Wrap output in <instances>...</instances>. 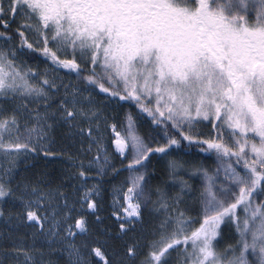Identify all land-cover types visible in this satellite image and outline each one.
<instances>
[{
    "label": "snow or ice",
    "instance_id": "obj_1",
    "mask_svg": "<svg viewBox=\"0 0 264 264\" xmlns=\"http://www.w3.org/2000/svg\"><path fill=\"white\" fill-rule=\"evenodd\" d=\"M0 264H264V0H0Z\"/></svg>",
    "mask_w": 264,
    "mask_h": 264
},
{
    "label": "trees",
    "instance_id": "obj_2",
    "mask_svg": "<svg viewBox=\"0 0 264 264\" xmlns=\"http://www.w3.org/2000/svg\"><path fill=\"white\" fill-rule=\"evenodd\" d=\"M37 55H39V54H37ZM40 59H43V58L40 57ZM61 147H63V145L57 144L56 150H59ZM36 164H37V171L47 169L49 172H52L55 176H59L60 173L62 172L63 168L68 166V162L63 157H60L59 159H57L55 161H49L47 163L43 160H37ZM160 167L162 168V165ZM183 178L185 180H187L190 184H192L196 187L200 186V184L195 183V182H197L195 177L190 178L187 175H185V176H183ZM121 179H122V177H121ZM191 182H193V183H191ZM111 205H112V198L110 195H107L105 197V201H104L105 214H109L111 212V210H112ZM190 215L194 216L195 214L190 213Z\"/></svg>",
    "mask_w": 264,
    "mask_h": 264
},
{
    "label": "rangeland",
    "instance_id": "obj_3",
    "mask_svg": "<svg viewBox=\"0 0 264 264\" xmlns=\"http://www.w3.org/2000/svg\"><path fill=\"white\" fill-rule=\"evenodd\" d=\"M42 58V57H41ZM30 63H36V62H38V61H29ZM41 66H43V65H41ZM125 108L127 109V105L125 106ZM202 129L205 131V132H207V128H203V126H202ZM148 131V128H147V125H144L142 128H141V132L143 133V132H147ZM189 177V176H188ZM196 178V180H197V182H195V183H197V184H200L201 183V181H200V179L198 178V177H195ZM198 178V179H197ZM191 183H193V182H191ZM196 225H193V227H195Z\"/></svg>",
    "mask_w": 264,
    "mask_h": 264
}]
</instances>
